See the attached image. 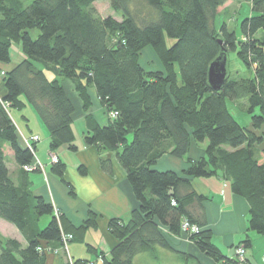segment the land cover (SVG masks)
Masks as SVG:
<instances>
[{"label": "trees", "instance_id": "obj_1", "mask_svg": "<svg viewBox=\"0 0 264 264\" xmlns=\"http://www.w3.org/2000/svg\"><path fill=\"white\" fill-rule=\"evenodd\" d=\"M95 1L0 0V64L10 63L12 43H19L26 57L9 70L0 69L5 73L0 78V219L26 242L23 247L0 237V264H45L46 255L37 251L40 245L58 248L61 234L81 241L84 231L96 227L90 212L81 227L72 228L50 203L29 192L28 173L22 168L32 164L34 145L32 150L20 145L9 115V108L23 107L24 97L49 133V151L65 147L76 152L74 108L61 79L72 83L82 102L85 145L115 153L138 202L127 221L109 220L108 231L117 243L108 259L99 255L103 263L132 264L140 253L169 249L160 227L179 236L186 220L199 229L187 237L201 253L217 264H239L235 254L226 258L212 243L203 208L207 197L194 190L190 179L217 177L247 202L246 234L235 251L251 248L248 233L264 236V42L256 38L264 32V0H243L251 15L240 21L239 36L224 23L214 25L219 9L238 0H111L120 22L98 15ZM31 30L38 31L35 39ZM218 40L251 73L237 80L228 75L214 93L207 71L220 52ZM144 48L153 51L163 71L140 65ZM33 63H42L54 78ZM89 88L108 116L103 126L87 114ZM227 99L242 103L249 126L236 122ZM113 112L116 116L110 118ZM205 141L204 157L189 159L191 143ZM8 152L22 173L17 184L5 164ZM166 154L186 161L181 175L154 168ZM50 171L61 179L65 165L57 159ZM79 172L84 174L81 168ZM43 217L49 221L42 228ZM86 248L98 256L90 245Z\"/></svg>", "mask_w": 264, "mask_h": 264}, {"label": "crops", "instance_id": "obj_2", "mask_svg": "<svg viewBox=\"0 0 264 264\" xmlns=\"http://www.w3.org/2000/svg\"><path fill=\"white\" fill-rule=\"evenodd\" d=\"M0 64V69L9 70ZM15 66V65H14ZM67 96L72 102L74 112L72 115V132L77 128L78 135H74L77 146L76 152H71L65 147L59 148L54 154L49 151V133L24 97H20L23 107L19 112H11L12 119L18 133L20 145L23 140L37 136L38 142L34 143V158L42 167L41 170L28 174L29 192L36 197H41L50 203L55 214L64 216L72 228L78 229L87 219L91 212L96 218V227L89 228L83 232L82 240H72L67 244L69 257L73 261H88L93 264H104L102 256L109 258V253L117 241L108 231V222L111 219L127 221L132 210L138 208L132 189L127 181L126 173L119 164L114 152H99L95 147L86 146L84 134L86 132L85 113L82 102L74 91L72 83L61 79ZM3 89L0 86V95ZM91 107L90 114L97 124L103 126L107 123L108 116L104 108L99 104L93 88L88 89ZM250 124V123H249ZM205 144L191 143L187 157L198 160L204 157ZM65 165V171L60 179L52 174L50 167V155ZM5 163L11 180L17 184L22 180L20 168L14 163L11 153H7ZM187 167L185 160H180L166 154L160 157L154 166L158 171H173L178 175ZM83 170L81 174L79 170ZM190 182L194 190L207 197L203 203L207 227L212 233V243L226 257L231 258L235 254V247L244 239L247 228L248 204L243 199L231 193L229 184L217 177L191 178ZM45 217L40 220L41 221ZM1 220V219H0ZM164 234L169 249L155 247L151 251L138 254L133 258L132 264H160L161 261H169L174 264H217L205 254L201 253L188 239L187 235L181 233L179 236L170 235L167 229L160 227ZM252 246L251 250H245L244 264H264V238L256 234L248 233ZM0 237L15 239L23 247L25 240L11 224L0 221ZM254 244H257L254 247ZM86 245L96 250L88 252ZM259 248V252H258ZM45 264H67L66 257L61 252L58 255L49 254L45 256Z\"/></svg>", "mask_w": 264, "mask_h": 264}, {"label": "rangeland", "instance_id": "obj_3", "mask_svg": "<svg viewBox=\"0 0 264 264\" xmlns=\"http://www.w3.org/2000/svg\"><path fill=\"white\" fill-rule=\"evenodd\" d=\"M23 3H25L23 1ZM93 8L97 12L98 15H100L103 18L106 17H112L117 22L121 21V14L113 9L111 6V0H96L93 3ZM251 15L250 11V5L243 1L238 0L235 2L228 1L226 2L220 9L219 13L215 20V27L218 28L221 24H225L227 29L229 31H233L237 36H239V23L243 18H246ZM29 35L32 39H35L38 35L37 30H31L29 31ZM257 39L264 42V32H258ZM172 44V41H167V46H170ZM228 63H227V72L232 80H237L238 78H247L250 75V71L246 69V67L239 61V59L236 56V52L234 51H228ZM26 59V57L23 55L21 46L19 43H12L10 47V63L6 65L5 67L9 66L12 67L16 65L17 63L21 62L22 60ZM139 63L145 70H153V71H163V68L159 61L157 60L156 56L154 55L153 51L150 48H144L140 52L139 56ZM34 66L40 70H42L48 79L52 80L54 77L53 75L48 72L44 65L42 63H33ZM226 106L229 111V113L232 115V117L236 120L237 123H239L241 126H249L250 119L249 116L246 113L245 107L242 106V103L238 102H232L230 100H226ZM5 109H7L8 106H4ZM11 112H19L15 109H10ZM75 135H78L77 128L74 127L73 130ZM201 144V143H200ZM199 144V145H200ZM205 144L204 147H206V141L203 143ZM5 163H9L8 159H5ZM8 165V164H7ZM1 221V220H0ZM49 221V217H45L41 222V227L43 228L47 222ZM253 234V233H252ZM260 238H264L260 237ZM257 244H254V247H256ZM246 249V251L251 250ZM258 248V252H259ZM160 264H174L169 261H161Z\"/></svg>", "mask_w": 264, "mask_h": 264}, {"label": "built area", "instance_id": "obj_4", "mask_svg": "<svg viewBox=\"0 0 264 264\" xmlns=\"http://www.w3.org/2000/svg\"><path fill=\"white\" fill-rule=\"evenodd\" d=\"M4 75H5V73L3 71H1L0 72V78H2ZM115 116H116V113H114V112L109 115L110 118H115ZM38 140H39V138L37 136H35V137H32L31 139H28V140L24 139L23 142H24V145L28 149L32 150V146L34 145V143L38 142ZM49 159L52 163H55L57 161L56 156L52 155V154L50 155ZM22 169L26 173L30 174L32 172L41 170L42 167L40 166L39 163H37L35 161V158H33L32 164H30L28 166H23ZM171 204L174 205V202L172 201ZM180 231H181V233H184L186 235H191V234H197L199 229L195 225H191L186 220H183L181 223ZM71 240H72L71 235L61 234V243H60L58 248H52L49 245L42 244L37 248V251L40 253H43L45 255H49V254L58 255L59 253L62 252L66 257V263L67 264H74L73 260L69 257L68 251H67V244ZM244 254H245L244 250L241 247L236 249L235 255L237 257V261L239 262V264H244V260H245ZM85 264H92V263L87 262Z\"/></svg>", "mask_w": 264, "mask_h": 264}, {"label": "water", "instance_id": "obj_5", "mask_svg": "<svg viewBox=\"0 0 264 264\" xmlns=\"http://www.w3.org/2000/svg\"><path fill=\"white\" fill-rule=\"evenodd\" d=\"M218 44L220 46V52L218 56L210 63L207 71V82L211 91L214 93L220 92L224 82L228 77V52L223 48L221 41L218 40Z\"/></svg>", "mask_w": 264, "mask_h": 264}]
</instances>
